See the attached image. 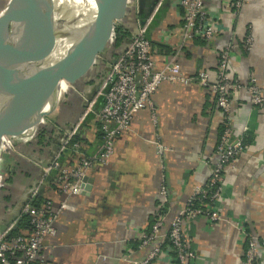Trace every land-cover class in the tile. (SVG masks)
Wrapping results in <instances>:
<instances>
[{"label":"crops","instance_id":"obj_1","mask_svg":"<svg viewBox=\"0 0 264 264\" xmlns=\"http://www.w3.org/2000/svg\"><path fill=\"white\" fill-rule=\"evenodd\" d=\"M179 1L163 0L149 24L147 36L156 66L160 68L176 57L184 74L196 76L207 71L214 79L221 49L233 43L236 47L230 71L246 84L255 76L264 91V0H244L239 11L233 6L234 0H205L204 8L219 29L211 40L184 39L185 11ZM152 2L141 0L145 7ZM127 5V16L115 23V27L122 24L129 30L120 47H116L113 32L92 67L76 83H62L56 110L43 118L54 129L50 144L39 151L31 136L3 154L0 235L2 229L16 226L21 206L40 178V163L57 145L54 140H61L63 145L67 138L78 137L76 154L70 147L62 153L61 162L68 167L101 146L98 113L104 103L102 84L112 61L138 31L142 17L138 14L139 0H127ZM249 25L255 37L251 50L244 44ZM233 98V129L243 137L246 149L236 167L225 171L223 193L217 202L222 219L213 222L200 216L185 222L197 252L192 264H243L247 241L242 228L264 236V105H254L245 88L236 91ZM153 100L156 120L148 108L135 113L131 127L117 136L109 164L90 168V191L70 197L72 207L59 214L57 234L45 240V264H133L123 258L144 256L147 249L140 248L142 234L161 217L166 228L195 187L209 178L223 122L213 91L198 81L187 85L164 82ZM54 103L52 97L45 110ZM157 138L168 147L162 158L154 142ZM162 185L168 190L166 203L160 197ZM41 187L44 196L56 204L63 199L48 181ZM235 221L240 222L239 228L233 225ZM259 258L264 264V246L259 248ZM151 264H176L175 254L164 246L160 258Z\"/></svg>","mask_w":264,"mask_h":264},{"label":"built area","instance_id":"obj_2","mask_svg":"<svg viewBox=\"0 0 264 264\" xmlns=\"http://www.w3.org/2000/svg\"><path fill=\"white\" fill-rule=\"evenodd\" d=\"M162 2L163 0H158L151 15L145 23L140 24L138 34L111 65L102 84L104 103L98 113L101 146L92 155L79 157L74 165L68 167L62 164L61 157L64 150L70 146L72 136L65 140L51 165L44 168V174L30 197L31 199L39 192L47 175L57 171L58 192L63 195V199L58 204L49 199L37 207L30 203V199L28 200L22 213L30 215L31 231L28 234L11 235L14 227L11 225L0 235V264L46 263L45 240L57 234L56 222L59 214L62 210L72 207L69 203L70 197L90 191L86 187L92 185L85 182L84 178L89 176L88 172L95 164H109L115 153L117 136L131 127L135 113L148 108L156 120L157 111L153 96L164 82L187 85L198 81L202 86L209 87L215 95L217 106L226 123L215 149L216 159L209 178L195 187L185 205L173 216L166 228L164 217H161L142 234L140 248L147 249L142 258L123 259L133 264H151L160 258L163 247L168 246L175 254L176 264H192L197 258V252L192 247V238L185 230V222L200 216L207 217L213 222L222 219L217 202L223 193L225 171L227 168L236 167L238 159L246 149L243 137L234 131L232 125L233 94L245 88L251 102L256 106H263L264 91L255 76L246 84L230 71V61L236 47L233 43L226 44L221 49L214 79H211L207 71H200L196 76L184 74L176 57H171L158 68L152 56V42L147 36V31L154 13ZM179 3L185 11L184 39L196 37L213 39L219 29L204 8L205 0H180ZM243 4L244 0L233 2L234 8L238 11ZM254 42L253 26L249 25L244 40L245 48L251 50ZM27 139L29 137L15 139L4 137L3 148H14L17 143ZM154 142L162 158L168 147L159 138ZM79 147V143L72 145L75 151H78ZM160 197L163 203L168 201V190L165 185L161 187ZM232 223L240 227V222ZM242 231L248 238L243 264H260L259 248L264 246V236L254 235L246 228H242ZM103 259L107 260L108 256H104Z\"/></svg>","mask_w":264,"mask_h":264},{"label":"water","instance_id":"obj_3","mask_svg":"<svg viewBox=\"0 0 264 264\" xmlns=\"http://www.w3.org/2000/svg\"><path fill=\"white\" fill-rule=\"evenodd\" d=\"M157 1L153 0L150 6L145 7L139 0L138 14L142 15L140 24L145 23L151 15ZM96 2L98 13L91 21L95 24L92 31L70 45L62 58L49 64V54L40 57L37 55L43 39L54 38L52 37L54 31H60L54 27L56 13L53 0L9 1L7 17L3 18L2 22L0 19V157L4 137L30 138L37 132L43 123V118L50 116L56 110L62 83L65 81L76 83L92 67L96 58L103 54L108 40L113 35L115 23L123 20L128 14L127 0H96ZM15 17L19 18L18 24H15ZM11 20H13L12 33ZM132 40L133 38L127 41L121 53ZM116 60L117 58L112 64ZM110 69L111 67L109 71ZM62 70L66 72L63 77L60 75ZM52 97L55 98L54 106L45 111L44 108ZM61 144V140L57 142L50 157L40 163V178L44 174V168L51 165ZM84 181L93 184V178L90 176L85 177ZM38 182L24 200L21 210L30 199ZM86 188L91 189L90 186ZM4 231L5 229H2L1 234Z\"/></svg>","mask_w":264,"mask_h":264},{"label":"trees","instance_id":"obj_4","mask_svg":"<svg viewBox=\"0 0 264 264\" xmlns=\"http://www.w3.org/2000/svg\"><path fill=\"white\" fill-rule=\"evenodd\" d=\"M9 1L10 0H0V12L1 13H2V10L5 7V5L7 6L9 4ZM1 13H0V17H1ZM114 32H115V41H116L115 44H116V47H120V45L123 42V40H125V38H127L129 36V30L127 28H125L122 24H119V25H117L115 27ZM119 55H120V53H119ZM222 121L223 122H222V127H221V131H220L219 137H220L221 133L223 132V129H224L225 123H226L224 120H222ZM44 122L45 121H43V123H41V125L39 126L37 132L33 135V139L35 138L36 144L40 146L39 151H41L42 148L45 147V145L50 144L51 138L49 136L51 135V133L52 134L54 133V129H51L52 127L50 128V125L49 124H45ZM49 129L51 131H49ZM55 141L60 142L59 139H56L52 143H54ZM218 141H219V139H218ZM74 143H79V139H78V137L76 135L71 139V143H70V146H69L70 149L73 150V152L76 154L75 150L72 148V145ZM10 149L11 148H9V147L3 148L2 157H1V163H0V169L2 168V166H4L5 156L3 154H9ZM78 159H79V157L76 159V162H77ZM56 177H57V171H52L49 175H47L45 177L44 183H46V181H48L49 185L54 190L58 191L59 186H58V183L56 181ZM7 179L9 180L10 178H7ZM49 199L53 200L52 198H48V197L44 196V194L42 193V187H41L39 192L34 197H32L30 199V203L33 206L37 207V206H40L43 202H45L46 200H49ZM30 231H31L30 215L26 214V213H22L20 218L18 219V221L16 223V226L11 231V235L28 234ZM246 241L248 243V238L247 237H246Z\"/></svg>","mask_w":264,"mask_h":264},{"label":"bare ground","instance_id":"obj_5","mask_svg":"<svg viewBox=\"0 0 264 264\" xmlns=\"http://www.w3.org/2000/svg\"><path fill=\"white\" fill-rule=\"evenodd\" d=\"M54 1L57 2L58 4H61V3L65 4L67 1H69L70 6L75 11L78 9V7H83V9H82V11H84L83 16H86V17L85 18L83 17L82 19H80L81 23L74 25V27H77V28H73L71 31L69 30L68 32H62L61 30L63 28H65L66 22H67V21H65V18H64L67 10L65 9V7H63V9L58 11V14H57L58 21H57V23H55L54 27L58 28L60 31L57 33V36L54 38L45 37L43 39L41 46L39 48L38 55H37L38 57H40L44 54H49V57H50L49 61L51 63H54L58 58H62L67 53L70 45H72L74 42L78 41L83 36H85L86 34H88L89 32L92 31L93 23H91V20L87 21L88 20L87 14H88V12L93 14L94 10L96 9V4H95L94 0H84V1H86L84 4L81 3L82 0H53V2ZM70 32L72 33L71 34L72 39H70V37H69ZM44 50L47 52H44ZM54 54H56V55H54ZM60 75H62V77H63L66 75V72L64 70H62L60 72ZM28 110H29V108H28ZM28 110H27V113H28ZM44 110H45V108H44ZM26 132H28V131H26Z\"/></svg>","mask_w":264,"mask_h":264},{"label":"rangeland","instance_id":"obj_6","mask_svg":"<svg viewBox=\"0 0 264 264\" xmlns=\"http://www.w3.org/2000/svg\"><path fill=\"white\" fill-rule=\"evenodd\" d=\"M94 1H95V4H96V9L94 10L93 14H91L89 12H88V14L86 13L87 14V19H88L87 21H90V20L92 21V19L98 13L97 12L98 11V4H97L96 0H94ZM85 2L86 1H84V0L81 1L82 4H84ZM8 5L7 6L5 5V7L2 10V13L0 12L1 13V17H0L1 22H2L3 18L7 17ZM54 7H55V13H56V17H55V20H54L55 23H57V21H58V18H57L58 17L57 16L58 11L63 9V7H65V9L67 10V12L65 13L66 15L64 16L65 21H67L66 22V26H65V28L62 29V31H65V32H68L69 30L71 31L73 28H77V27H74V25L78 24V23H81L80 19H82L83 17L84 18L86 17V16H83V12H84V11H82L83 7H78V9L75 11L70 6V2L69 1H67L65 4L64 3L58 4L57 2L54 1ZM18 20H19V18L15 17V22H16L15 24H18ZM12 25H13V20H11V22H10V30H11ZM94 26H95V24L93 23V28H94ZM56 31L57 30L54 31V34L52 35V37H55L56 33L58 32V31L57 32ZM10 32L12 33V30ZM8 47H9V44H8ZM49 64H51V62Z\"/></svg>","mask_w":264,"mask_h":264}]
</instances>
